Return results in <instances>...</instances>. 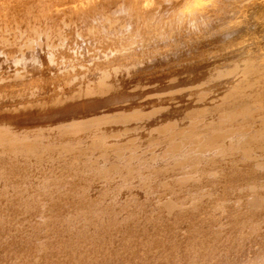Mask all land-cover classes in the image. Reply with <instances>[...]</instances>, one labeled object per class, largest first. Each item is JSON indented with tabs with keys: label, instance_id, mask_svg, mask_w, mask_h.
Returning <instances> with one entry per match:
<instances>
[{
	"label": "bare ground",
	"instance_id": "bare-ground-1",
	"mask_svg": "<svg viewBox=\"0 0 264 264\" xmlns=\"http://www.w3.org/2000/svg\"><path fill=\"white\" fill-rule=\"evenodd\" d=\"M0 264H264V0H0Z\"/></svg>",
	"mask_w": 264,
	"mask_h": 264
}]
</instances>
